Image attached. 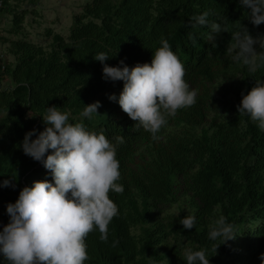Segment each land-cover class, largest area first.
Returning a JSON list of instances; mask_svg holds the SVG:
<instances>
[{"label":"trees","instance_id":"1","mask_svg":"<svg viewBox=\"0 0 264 264\" xmlns=\"http://www.w3.org/2000/svg\"><path fill=\"white\" fill-rule=\"evenodd\" d=\"M205 11L210 23L220 22L226 31L195 25L192 18ZM249 16L240 0H88L73 15L66 37L50 28L46 45L0 36L10 56L0 57V182L11 179L14 185L0 186V230L9 222L7 203L15 202L24 186L53 179L25 154L22 141L29 130H44L47 106L56 105L71 111L72 122L83 120L117 143L125 190L110 196L120 214L109 225L107 242L98 230L88 235L86 264H187L184 253L190 248H206L212 264H262L264 130L239 113L238 105L264 81V67L249 72L230 50L231 33L242 25L264 43V22L257 26ZM22 20L21 13L13 14L10 33L17 34ZM162 38L178 54L198 95L154 140L109 99L124 82L104 79L95 54L112 55L104 63L113 66L121 59L129 66L151 62ZM256 49L264 52L260 44ZM97 100L98 114L81 117L85 104ZM118 136L125 140L117 142ZM187 214L197 217L192 229L180 223ZM220 215L237 233L226 243L208 237ZM0 264H6L2 253Z\"/></svg>","mask_w":264,"mask_h":264},{"label":"clouds","instance_id":"2","mask_svg":"<svg viewBox=\"0 0 264 264\" xmlns=\"http://www.w3.org/2000/svg\"><path fill=\"white\" fill-rule=\"evenodd\" d=\"M240 4L250 9L253 24L264 22V0H240ZM208 15L205 11L192 20L195 25H210L216 33L226 31L222 23H210ZM231 36L235 62L247 66L252 73L264 67V52L255 47L259 43L264 48L261 38L254 37L243 25ZM110 56L103 51L95 54V59L103 63L104 79L124 82L119 95L111 93L109 99L118 101L154 140L160 138L158 134L170 117L197 102V91L186 80V68L167 39H161L151 62L129 66L121 59L113 66L104 63ZM100 106L99 100L85 104L81 117L91 119ZM238 110L264 130V81H257L242 95ZM70 117V110L47 106L44 130L33 128L25 133L23 151L50 170L53 179L35 180L20 190L15 202L7 203L9 222L0 230V253L6 264H86L90 259L88 235L98 230L100 240H109V225L120 214L110 193L125 190L120 182L117 143L103 131H92L83 120L72 122ZM115 139L122 143L125 137ZM0 186H14L13 180L4 179ZM196 222L195 214L180 218L186 229L194 228ZM236 234L234 224L220 215L210 225L208 237L226 243ZM220 244L214 245L215 250ZM209 257L206 248H190L184 253L187 264H212ZM261 258L264 264V253Z\"/></svg>","mask_w":264,"mask_h":264},{"label":"rangeland","instance_id":"3","mask_svg":"<svg viewBox=\"0 0 264 264\" xmlns=\"http://www.w3.org/2000/svg\"><path fill=\"white\" fill-rule=\"evenodd\" d=\"M88 0H7V5L2 6L6 9H0V16L5 19L2 21L3 30L0 36L12 38L24 37L32 42L46 45L49 37L46 36V28H50L55 32L66 37L72 24L73 15L81 11L83 5ZM14 13L23 15L22 26L17 34L10 33L13 23ZM259 47V43L255 45ZM7 60L10 56L0 43V53ZM7 81H2V85H6Z\"/></svg>","mask_w":264,"mask_h":264},{"label":"crops","instance_id":"4","mask_svg":"<svg viewBox=\"0 0 264 264\" xmlns=\"http://www.w3.org/2000/svg\"><path fill=\"white\" fill-rule=\"evenodd\" d=\"M4 19H5L4 17L0 16V27L3 26L2 21H3ZM3 30H4V29H3ZM3 30L0 28V32L3 31ZM1 33H4V32H1ZM0 43H1V42H0ZM2 47H3V45H2ZM4 48H5V47H4Z\"/></svg>","mask_w":264,"mask_h":264},{"label":"built area","instance_id":"5","mask_svg":"<svg viewBox=\"0 0 264 264\" xmlns=\"http://www.w3.org/2000/svg\"><path fill=\"white\" fill-rule=\"evenodd\" d=\"M2 5V0H0V6ZM0 57H2L3 58V54L1 53L0 54Z\"/></svg>","mask_w":264,"mask_h":264}]
</instances>
